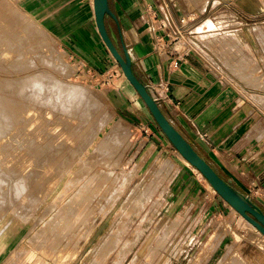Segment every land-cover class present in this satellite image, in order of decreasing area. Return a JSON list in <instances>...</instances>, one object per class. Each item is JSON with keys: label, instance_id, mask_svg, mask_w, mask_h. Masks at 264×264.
<instances>
[{"label": "rangeland", "instance_id": "obj_1", "mask_svg": "<svg viewBox=\"0 0 264 264\" xmlns=\"http://www.w3.org/2000/svg\"><path fill=\"white\" fill-rule=\"evenodd\" d=\"M0 5V17L4 16L0 18L3 25L0 26L1 30L5 29L0 30V36L4 35L0 38V84L4 83L0 94L9 83L15 86V79L32 73L28 78L33 81L28 82L30 88L42 85L48 89L51 85L56 90L60 83L78 85L91 98L89 102L94 100L90 113L84 110L87 104L84 98L79 102V107L84 105L83 109L75 108L78 105L73 106V102L68 108L66 105L63 108L61 101L59 104L52 101L51 105V102L45 101L42 105L39 102L31 121L38 115L40 119L36 117V122L25 123L27 127H16L10 130L11 134L0 138V146L5 147H0L1 159H12L11 155L17 154L15 160L3 161L8 165L20 159L22 162L25 159L24 163L20 162L24 166L39 161L38 157L42 156L32 157L22 152L27 150L29 141L44 144L43 150L48 144H51L49 148L54 145L61 148L55 155L58 157L51 161L52 167L43 174L39 189L33 186L24 193V205L18 208L4 205V209L0 205V264H264V234L247 220L244 223L231 205L219 206L222 197L197 168L185 162L172 143L158 155L160 146L155 150L150 143L143 145L138 140L136 126L120 116L111 93L112 90L120 92L126 79L118 63L120 74L116 71L114 83L105 86L34 15L26 0H0ZM224 10L219 4L213 8L217 28L212 37H201L204 48L223 68L228 82L240 92L239 101L248 100L253 113L258 107L263 111L264 18L248 19L236 11ZM7 15H15V19L8 20ZM23 22L29 23L27 28ZM209 24L213 26L212 20ZM11 27H20L22 32L18 34ZM25 31L29 37H23ZM32 36L38 40H31ZM34 81L37 82L33 85ZM39 89L40 94H45ZM37 121L42 123L41 131L45 129L42 133L35 125ZM10 135L17 136L13 139ZM1 140L16 145L6 148ZM17 143L22 146L18 147ZM9 147L12 153L7 152ZM17 157H20L18 161ZM188 176L196 182L189 189V179L185 181ZM14 209L20 216H16Z\"/></svg>", "mask_w": 264, "mask_h": 264}, {"label": "crops", "instance_id": "obj_2", "mask_svg": "<svg viewBox=\"0 0 264 264\" xmlns=\"http://www.w3.org/2000/svg\"><path fill=\"white\" fill-rule=\"evenodd\" d=\"M26 3L98 81L109 70L120 74L99 33L94 0ZM217 4L225 7L226 13L231 10L248 19L264 18V0H109L113 14L107 15L106 24L119 50L130 53L136 74L155 86L164 99L160 107L169 120L224 178L264 212V109L258 107L253 113L248 100L239 101L240 92L207 53L201 38L212 37L217 28L213 11ZM126 79L120 92L111 91L118 112L136 126L143 145L150 143L155 150L160 146L158 155H162L171 141ZM195 184L189 179L186 187ZM227 204L224 199L219 202V206Z\"/></svg>", "mask_w": 264, "mask_h": 264}, {"label": "bare ground", "instance_id": "obj_3", "mask_svg": "<svg viewBox=\"0 0 264 264\" xmlns=\"http://www.w3.org/2000/svg\"><path fill=\"white\" fill-rule=\"evenodd\" d=\"M7 3V2H6ZM10 4V3H9ZM1 6V5H0ZM9 7V6H8ZM7 7V8H8ZM12 8V7H11ZM10 9V8H9ZM0 10H1V8H0ZM8 10V9H7ZM10 11V10H9ZM6 12V11H5ZM1 13V12H0ZM4 13H3V11H2V15H3ZM8 14H9V12H8ZM14 14V13H13ZM1 15V14H0ZM6 15V14H5ZM11 15V14H10ZM10 15H7V18H8V20H10L9 18H13V19H15L14 17H15V15H14V17L13 16H11V17H9ZM2 17V19H3V17L4 16H1ZM0 17V18H1ZM16 17H18L17 15H16ZM22 18V17H21ZM6 21L5 22H7V19L6 18H4ZM1 20V19H0ZM18 20H20V19H17V21ZM26 20V19H25ZM2 21H4V20H2ZM11 21L13 22V20L11 19ZM16 20H15V22H17ZM9 22V21H8ZM1 23V22H0ZM20 23H22V22H20ZM23 23H25V22H23ZM3 24L5 25V23L3 22ZM9 24V23H8ZM16 24H18V22L16 23ZM15 24V25H16ZM1 25V24H0ZM7 25V24H6ZM15 25H13V26H15ZM18 25H20V24H18ZM24 25V24H23ZM25 25H26V23H25ZM27 25H29V23L27 24ZM25 26L26 28L28 27V26ZM1 26H3V25H1ZM0 26V30H1V27ZM8 26V25H7ZM17 26V25H16ZM15 26V27H16ZM9 27H10V25H9ZM9 27H7L6 29H8ZM20 27H21V25H20ZM20 27L18 28V29H16V30H18L19 31V29H20ZM25 27H23V28H25ZM31 27V26H30ZM12 28V27H11ZM10 29V28H9ZM9 29H8V31H9ZM12 29H14V28H12ZM14 29V30H15ZM29 29V28H28ZM3 30H5L4 28H3ZM3 30H1V31H3ZM21 30V29H20ZM23 30V29H22ZM26 30V29H25ZM12 31V30H11ZM31 31V30H30ZM20 32H22V31H19V32H17L18 34L20 33ZM35 32V31H34ZM1 33V32H0ZM3 33V32H2ZM4 34L5 35H7L8 33H6V32H4ZM10 34V33H9ZM26 34V31H25V33H23L22 35H25ZM30 34V33H29ZM2 35V34H1ZM31 35V34H30ZM37 35V34H36ZM2 36H4V35H2ZM2 36H0V38L2 37ZM11 35H9V37H10ZM38 36V35H37ZM7 37V36H6ZM12 37V36H11ZM10 37V38H11ZM23 37H29V36H27V35H25V36H23ZM10 38H8L9 40H10ZM15 37H12V39H14ZM1 39H3V38H1ZM8 39L6 38V41H8ZM22 39V38H21ZM24 39V38H23ZM22 39V40H23ZM32 39H34V37L32 36V38H31V40ZM19 40H20V38H19ZM24 40H27V39H24ZM30 40V39H29ZM35 40V39H34ZM38 40V39H37ZM37 40H35V41H37ZM3 42V41H2ZM14 42V41H13ZM12 42V43H13ZM22 42V41H21ZM4 43H5V40H4ZM15 44H16V41L14 42ZM17 43H18V41H17ZM8 45H9V43H8ZM17 45V44H16ZM22 46V45H21ZM28 48H30V47H28ZM17 49V48H16ZM3 51V50H2ZM15 51V50H14ZM20 51V50H19ZM21 52V51H20ZM0 56H2V55H0ZM1 58V57H0ZM10 58V57H9ZM57 58V57H56ZM59 58V57H58ZM3 59V58H2ZM15 60V59H14ZM51 60H52V58H51ZM57 60H59V59H57ZM61 60V59H60ZM58 62V61H57ZM19 64V63H18ZM30 64V63H29ZM8 65V64H7ZM23 65V64H22ZM15 67V66H14ZM15 71V70H14ZM24 72V71H23ZM34 73H36V72H34ZM40 73V72H39ZM17 74V73H16ZM20 74V73H19ZM38 74V73H37ZM6 75V74H5ZM32 75V73H30V74H27V75H25V76H23V77H20V78H18V79H15L14 81L16 82L14 85L15 86H13L12 84L13 83H9V82H7V81H5V82H7V83H9V87L8 86H6V87H3L4 85V83H2V84H0V86L1 85H3L2 87H3V92L4 93H2V94H0V138L2 137H4L7 133H10L11 134V132H10V130L12 131V129H13V131H14V129L17 127V128H22V127H27V126H25V123H27L28 124V122L30 123V122H32L36 117H37V119H38V117H39V115L38 116H36V117H34V119L31 121V119L33 118L32 117V112H33V110L35 109V106L36 105H38V103L40 102H42L41 103V105L42 104H44L43 102H45L46 101V103L48 102V104L50 103V105L52 104V101H55V102H53V103H56V104H59V101H61L62 102V105L64 106L63 108H65V105L67 106V105H72V102H73V106L76 104V105H78V106H74L75 108L76 107H78L79 109L80 108H82V106H84V105H82V102H81V107H79V102L80 101H82L83 100V98L86 100V102H87V104H86V106H85V108L87 109H84L85 111H87L88 113H90L91 112V110H93L90 106V104H91V102H89L90 100H91V98H88V96H87V93H85L86 91L84 90V88H82V87H80V86H78V85H71V84H66V83H60V86L58 87V86H56L55 88H56V90H57V88H58V91H56V90H54L53 89V86L51 87V85L48 87V89H46L45 88V86H40L39 88H41L42 90H44V92H45V94H40V89L37 87V88H35V89H33V87L32 88H30L29 86V81H30V83H32L31 82V80L30 79H28V78H30L29 76H31ZM35 75V74H34ZM39 75V74H38ZM36 76V75H35ZM53 77V76H52ZM126 77V76H125ZM127 78V77H126ZM39 79V78H38ZM12 80V79H11ZM35 80H36V77H35ZM127 80H128V78H127ZM8 81H9V79H8ZM13 81V80H12ZM13 81V82H14ZM38 81V80H37ZM37 81H34L35 83H33V85L34 84H36V82ZM55 81H56V79H55ZM129 81V80H128ZM4 82V81H3ZM40 82V81H39ZM53 82V81H52ZM46 83V82H45ZM44 83V84H45ZM54 83H56V82H54ZM58 83V82H57ZM32 84H31V86H33ZM56 85V84H55ZM37 86V85H36ZM61 90V91H60ZM60 91V93H58ZM1 92V91H0ZM45 95V96H44ZM87 96V97H86ZM93 99V98H92ZM84 101V100H83ZM85 102V103H86ZM93 102H94V100H93ZM93 102H92V104H93ZM97 102V101H96ZM95 102V103H96ZM56 104H54V105H56ZM40 105V106H41ZM47 105V104H46ZM45 105V106H46ZM69 105V106H70ZM39 106V107H40ZM101 106V105H100ZM47 107H48V105H47ZM56 107H58L59 108V106L58 105H56ZM61 107V106H60ZM95 107V105L93 106V108ZM51 108V107H50ZM55 108V107H54ZM57 108V109H58ZM67 108H68V106H67ZM73 108V107H72ZM77 108V109H78ZM53 109V108H52ZM76 109V110H77ZM83 109V108H82ZM82 109H81V111H82ZM91 109V110H90ZM95 109V108H94ZM98 109V107H97V105H96V110ZM99 109H100V107H99ZM39 110V109H38ZM37 110V111H38ZM43 110V109H42ZM70 110H72V109H70ZM70 110H68V111H70ZM84 110H83V112H84ZM96 110H94V111H96ZM101 110H102V108H101ZM44 111V110H43ZM62 111V110H61ZM74 111V110H73ZM72 111V112H73ZM98 111H100V110H98ZM36 112V111H35ZM35 112H33L34 114H37V113H35ZM65 112V111H64ZM80 112V111H79ZM101 112V111H100ZM69 113V112H68ZM86 112H84V114H85ZM92 113H93V111H92ZM94 113H97V112H94ZM82 114V113H81ZM42 115V114H41ZM51 115V114H50ZM89 115V114H88ZM87 115V116H88ZM96 115V114H95ZM98 115H99V113H98ZM54 116V115H53ZM83 116V115H82ZM91 116H92V114H91ZM100 116V115H99ZM98 116V117H99ZM89 117V116H88ZM93 117V116H92ZM95 117V116H94ZM98 117H97V119H98ZM104 117V116H103ZM102 117V118H103ZM46 118V117H45ZM39 119H40V117H39ZM47 119V118H46ZM49 119V118H48ZM51 119V118H50ZM49 119V120H50ZM88 119V118H87ZM92 119V118H91ZM91 119H90V123H91ZM84 120V119H83ZM82 120V121H83ZM86 120V119H85ZM89 120V119H88ZM94 120V119H93ZM103 120V119H102ZM35 121V120H34ZM42 121V120H41ZM41 121H37V123H35V125L37 124V126H39L38 127V129H40V131H41V128H43L42 126H40L42 123H41ZM43 121H45V119L43 120ZM42 121V122H43ZM47 121V120H46ZM46 121H45V123H46ZM94 121H96V120H94ZM94 121H92V124H93V122ZM104 121V120H103ZM36 122V121H35ZM50 122V121H49ZM98 122H100V121H98ZM33 123V122H32ZM89 123V122H88ZM97 123V122H96ZM39 124V125H38ZM43 124H44V122H43ZM70 124V123H69ZM81 124V123H80ZM98 124V123H97ZM116 124H118V123H116ZM18 125V126H17ZM35 125H34V130L36 129L35 128ZM45 125V124H44ZM88 125H91V124H88ZM88 125H87V127H88ZM60 126V125H59ZM77 126V125H76ZM92 126V125H91ZM90 126V127H91ZM29 127V126H28ZM41 127V128H40ZM45 127V126H44ZM58 127V126H57ZM94 127H95V129H96V126L94 125ZM93 127V128H94ZM101 127V126H100ZM55 128V127H54ZM59 128V127H58ZM77 128V127H76ZM79 128H80V126H79ZM37 129V130H38ZM71 129V128H70ZM87 129V128H86ZM92 129V128H91ZM24 130V129H23ZM23 130H22V133H23ZM30 130V129H29ZM36 130V131H37ZM44 131H45V129H43ZM42 130V131H43ZM54 130V129H53ZM61 130V129H60ZM93 130V129H92ZM119 130V129H118ZM16 131H18V130H16ZM25 131V130H24ZM31 131V130H30ZM42 131L40 132V133H42ZM76 131V130H75ZM84 131H88V130H84ZM95 131V130H94ZM97 131V130H96ZM26 132H27V129H26ZM55 132V131H54ZM58 132V131H57ZM66 132V131H65ZM81 132H82V129H81ZM88 132H90V131H88ZM118 132V131H117ZM18 133H20V130H19V132ZM38 133V132H37ZM50 133V132H49ZM12 134H15V132L14 133H12ZM31 134V133H30ZM54 134V133H53ZM59 134V133H58ZM66 134V133H65ZM71 134V133H70ZM89 134V133H88ZM108 134V133H107ZM9 135V134H8ZM20 135V134H19ZM29 135V134H28ZM49 135V134H48ZM80 135V134H79ZM111 135V134H110ZM11 137H13L12 135H10ZM17 136V135H16ZM15 136V137H16ZM27 136V135H26ZM31 136V135H30ZM41 136V135H40ZM51 136V135H50ZM54 136H56V135H54ZM84 136V135H83ZM86 136H87V133H86V135H85V138H86ZM115 136H117V135H115ZM6 137V136H5ZM15 137H13V139L15 138ZM19 137V136H18ZM28 137V136H27ZM26 137V140L29 138H27ZM44 136L42 135V138H43ZM59 136H57V138H58ZM24 138H25V136H24ZM47 138V137H46ZM54 138V137H53ZM56 138V137H55ZM54 138V139H55ZM64 138V137H63ZM62 138V139H63ZM84 137H83V139H85ZM7 139V138H6ZM9 139V138H8ZM13 139H12V141L10 140H8L9 142H13ZM41 139V138H40ZM68 139V138H67ZM67 139H66V141H67ZM77 139V138H76ZM82 139V140H83ZM3 140H5V138L3 139ZM23 140V139H22ZM25 140V139H24ZM32 140H33V138H32ZM47 140V139H46ZM56 140V139H55ZM54 140V141H55ZM106 140H107V137H106ZM2 141V140H1ZM14 141H17V139L16 140H14ZM38 141V140H37ZM50 141L52 142V140H51V138H50ZM60 141V140H59ZM81 141V140H80ZM91 141V140H90ZM101 141H103V140H101ZM3 142V144H6L5 143V141H2ZM26 142V141H25ZM24 142V144H26ZM35 141H33V143L32 142H28V144H29V146H28V148H27V150L26 151H22L25 155H31L32 157L34 156V157H37L38 155H40V159H39V157H38V162L35 164V162H34V164H32V163H29V161L27 162V163H29L28 165H26V166H24V164L22 165L21 163H24L25 162V159H23L24 160V162H22V159H20L21 161V163L20 162H14L12 165H8L7 163H5V162H7V161H5V162H3L4 160H6L7 158H5L4 160H3V158L1 159L0 158V205H3V208L2 207H0V208H2V209H4V205H7L8 207L9 206H13L14 208L15 207H19V206H22V205H24V203H25V197H24V195H26V194H24V193H27V190L29 189V191H30V189H31V187L33 188V186L36 188V189H39V188H37L38 186H39V182H41L43 179V177H44V175L43 174H45L48 170H49V168H50V166H51V164H53L54 162H51V161H53V160H55V159H53V158H56V157H58V156H56L55 157V155H56V153L59 151V150H61V148L60 149H58L57 147H55V145L54 146H52V147H48V146H51V144L49 145L48 144V146H46V149H44L43 150V145H38V143H34ZM50 142V143H51ZM76 142V141H75ZM88 142V141H87ZM8 143V142H7ZM57 143H58V141H57ZM57 143H56V146H57ZM0 144H2V143H0ZM10 144H13V143H8V144H6L5 146H6V148L8 147V146H10ZM52 144H53V142H52ZM62 144V143H61ZM60 144V145H61ZM77 144V143H76ZM13 145H16L15 144V142H14V144ZM60 145H58V146H60ZM66 145V144H65ZM83 145H84V143H83ZM82 145V142H81V146H83ZM2 146V145H1ZM0 146V147H1ZM17 146L18 147H21V146H19L18 145V143H17ZM16 146V147H17ZM12 147V146H11ZM11 147H9V150L7 151V152H9L10 150H11ZM25 147H27V144L25 145ZM80 147V146H79ZM84 147V146H83ZM2 149L3 148H5L4 146L3 147H1ZM14 148V147H13ZM24 148V147H23ZM23 148L21 149V150H23ZM31 148L33 149L32 151L33 152H31ZM81 148V147H80ZM70 149V148H69ZM82 149V148H81ZM5 150V149H4ZM16 150V149H15ZM25 150V149H24ZM12 151V150H11ZM10 151V152H11ZM20 151V150H19ZM66 151V150H65ZM14 152V151H13ZM22 152H19V153H21V155H22ZM2 153H4L3 152V150H2ZM12 153V152H11ZM59 153V152H58ZM61 153H62V151H61ZM180 153V152H179ZM16 153H14V155H11V157H13L12 159L11 158H9V159H11V160H15V157L14 156H16L15 155ZM23 154V155H24ZM90 154V153H89ZM181 154V153H180ZM0 155H1V151H0ZM6 155L8 156V153H6ZM5 155V156H6ZM18 155H20V154H18ZM22 155V156H23ZM4 156V155H3ZM27 156H25L26 158H28ZM180 156H182V158L185 160V162H187L188 164H190L191 165V163L181 154ZM25 157H23V158H25ZM60 157V156H59ZM18 158V157H17ZM20 158V157H19ZM19 158L17 159V161L19 160ZM22 158V157H21ZM31 158V157H30ZM30 158H29V160H30ZM64 158V157H63ZM63 158H61V160L63 159ZM9 159H7V160H9ZM32 159V158H31ZM37 159V158H36ZM59 159V158H58ZM33 160H34V158H33ZM27 161V160H26ZM65 160H63V162H64ZM70 161V160H69ZM50 162V163H49ZM58 162V161H57ZM67 162V161H66ZM166 162V161H165ZM169 162V161H168ZM49 163V164H48ZM72 163V162H71ZM167 163V162H166ZM165 164V163H164ZM62 165V164H61ZM169 165V164H168ZM36 166H39V167H36ZM172 166H173V164H172ZM52 167V166H51ZM64 167V166H63ZM165 167V166H164ZM166 168H168V166H166ZM193 168V167H192ZM196 167L194 166V169H195ZM164 169V168H163ZM81 170V169H80ZM168 169H166V171H167ZM59 171V170H58ZM22 172V173H21ZM168 172V171H167ZM173 173V172H172ZM161 174H162V172H161ZM155 175V174H154ZM162 175H164V174H162ZM40 176V177H39ZM168 176V175H167ZM155 177H157V176H155ZM169 178V177H168ZM45 179V178H44ZM163 180H165V178H163ZM160 181V180H159ZM46 183V182H45ZM155 183V182H154ZM43 185V184H42ZM148 186V185H147ZM212 186V185H211ZM213 187V186H212ZM34 188V189H35ZM33 189V190H34ZM213 189H214V187H213ZM32 190V189H31ZM28 191V192H29ZM214 191H215V189H214ZM32 193V192H31ZM152 194V193H151ZM34 195V194H33ZM149 197V196H148ZM35 200V199H34ZM232 206V205H231ZM17 207V208H18ZM233 207V206H232ZM6 208V207H5ZM23 208H24V206H23ZM234 208V207H233ZM9 209V208H8ZM24 209H26V208H24ZM234 209H236V208H234ZM7 210V209H6ZM15 210V209H14ZM13 210V211H14ZM20 210H22V208L20 209ZM19 210V211H20ZM7 212V211H6ZM9 213V212H8ZM15 213H16V210H15ZM15 213H13V214H15ZM21 213H23V212H21ZM24 213H26V210L24 211ZM27 213H28V211H27ZM5 214H7V213H5ZM10 214V213H9ZM17 214V213H16ZM240 214V213H239ZM8 215V214H7ZM22 215V214H21ZM25 215V214H24ZM16 216H20V215H16ZM26 216V215H25ZM243 216V215H242ZM244 217V216H243ZM4 218V217H3ZM5 218H6V216H5ZM16 218V217H15ZM245 218V217H244ZM19 219H20V217H19ZM23 219H24V217H23ZM245 220H247L246 218H245ZM247 222L248 223H250L249 225H252V226H254L249 220H247ZM248 225V226H249ZM257 229V228H256ZM261 232V231H260ZM1 233V232H0ZM4 235V234H3ZM263 235V234H262ZM8 240V239H7ZM238 263V262H237Z\"/></svg>", "mask_w": 264, "mask_h": 264}, {"label": "water", "instance_id": "obj_4", "mask_svg": "<svg viewBox=\"0 0 264 264\" xmlns=\"http://www.w3.org/2000/svg\"><path fill=\"white\" fill-rule=\"evenodd\" d=\"M94 8L98 30L105 45L123 70L124 75L135 87L167 138L177 150L205 176L227 203L236 208L241 215L264 234V212L261 207L252 201L249 196L236 189L229 180L224 178L169 120L158 102L149 92L147 83L134 71L130 53L127 50L122 53L114 43L106 24L107 15L113 14L109 5V0H94Z\"/></svg>", "mask_w": 264, "mask_h": 264}, {"label": "built area", "instance_id": "obj_5", "mask_svg": "<svg viewBox=\"0 0 264 264\" xmlns=\"http://www.w3.org/2000/svg\"><path fill=\"white\" fill-rule=\"evenodd\" d=\"M181 32V31H180ZM180 58H178L175 61V66H177L179 64ZM89 70V69H88ZM117 74L116 71L114 70H109L106 74V76L104 78H100L99 81H101V83H103V85L105 86H110L112 83H114V79H115V75ZM148 90L149 92L152 94V96L154 97V99L158 102V104L161 106L163 104L164 99L156 93V88L155 86H150L147 84Z\"/></svg>", "mask_w": 264, "mask_h": 264}]
</instances>
